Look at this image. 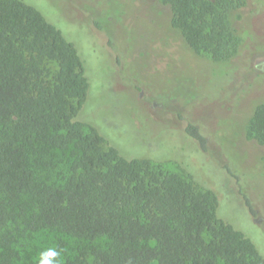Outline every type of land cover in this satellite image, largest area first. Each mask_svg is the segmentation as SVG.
I'll use <instances>...</instances> for the list:
<instances>
[{"label":"trees","instance_id":"1","mask_svg":"<svg viewBox=\"0 0 264 264\" xmlns=\"http://www.w3.org/2000/svg\"><path fill=\"white\" fill-rule=\"evenodd\" d=\"M162 1L195 54L235 62L220 78L264 48L262 31L259 39L246 29V39L233 28L227 0ZM251 2L254 24L264 26V0ZM236 87L237 97L247 90ZM87 90L73 43L33 5L0 0V264H38L30 253L42 231L82 242L58 264H264L252 240L218 216L211 188L124 157L76 119ZM185 131L205 149L197 126ZM245 133L264 144V101Z\"/></svg>","mask_w":264,"mask_h":264},{"label":"rangeland","instance_id":"2","mask_svg":"<svg viewBox=\"0 0 264 264\" xmlns=\"http://www.w3.org/2000/svg\"><path fill=\"white\" fill-rule=\"evenodd\" d=\"M23 1L55 25L82 59L88 90L76 119L95 126L124 157L150 158L211 188L218 216L264 257V144L245 133L254 105L264 101V48L246 51L245 65L220 78L235 62L195 54L171 25L170 6L162 0ZM240 1L227 0L231 25L246 39V29L262 39L264 26L254 24L251 0L233 7ZM248 77L255 83L247 87ZM237 85L247 87L239 97ZM189 122L204 135L205 149L186 133ZM36 235L34 261L54 247L60 262L82 244L61 233Z\"/></svg>","mask_w":264,"mask_h":264},{"label":"clouds","instance_id":"3","mask_svg":"<svg viewBox=\"0 0 264 264\" xmlns=\"http://www.w3.org/2000/svg\"><path fill=\"white\" fill-rule=\"evenodd\" d=\"M60 251L54 247L44 249L39 254L38 264H58Z\"/></svg>","mask_w":264,"mask_h":264}]
</instances>
